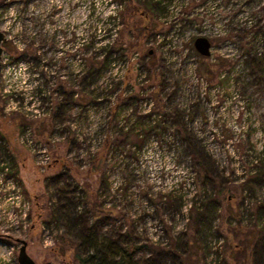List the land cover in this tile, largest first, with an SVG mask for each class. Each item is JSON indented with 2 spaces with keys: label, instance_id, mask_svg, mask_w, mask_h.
I'll list each match as a JSON object with an SVG mask.
<instances>
[{
  "label": "rangeland",
  "instance_id": "374dc122",
  "mask_svg": "<svg viewBox=\"0 0 264 264\" xmlns=\"http://www.w3.org/2000/svg\"><path fill=\"white\" fill-rule=\"evenodd\" d=\"M157 1L0 0L9 37L0 159L9 155L18 170L10 174L11 219L0 220V264H19L20 240L36 264H79L77 232L50 220L59 202L48 180L61 172L88 195L102 232L135 234L138 258L183 243L189 264H253L264 236V0ZM108 35L121 48L101 70ZM199 35L211 39L210 55L196 49ZM94 58L100 70L84 83L88 102L75 98L59 115L56 105L40 107L36 73L54 101H65L73 85L82 91ZM114 82L121 97L107 89ZM27 128L34 139H56L49 164L22 140ZM17 195L27 217L14 224Z\"/></svg>",
  "mask_w": 264,
  "mask_h": 264
},
{
  "label": "trees",
  "instance_id": "16d2710c",
  "mask_svg": "<svg viewBox=\"0 0 264 264\" xmlns=\"http://www.w3.org/2000/svg\"><path fill=\"white\" fill-rule=\"evenodd\" d=\"M161 1L162 0H159L157 1V3ZM115 18L116 15H114L113 19L115 20ZM110 29H112V26L110 27ZM105 39L106 40L99 45L100 55L103 57L102 59H100L101 62H103L101 70L104 67H106V65H109L115 61V57L113 55L116 53V49L121 48L120 46H118L117 41L111 40L109 35L108 37H105ZM93 42H95L94 39ZM24 50L25 51H23V53L20 54H23L26 57V54H28L29 52L28 51L29 48ZM19 57L20 56L14 57V61L20 60ZM96 61H98V59L95 58L92 59V62L90 60L88 61V65L90 66V71L88 73L89 76L85 74L84 80H82V84H83L82 91H75L74 89L75 87L73 85L71 92L68 88L69 91L68 94H66L67 96L65 101H62L61 99H57V101H54L53 93L50 94L52 103L51 105H48V107L51 106V108L53 109L55 108L56 105L57 112L55 115H59V113H61V111H63L64 108L69 110L71 105L73 107L74 106L73 104L76 100L75 98L80 99V101L81 100L86 101L88 99L86 95L87 92L85 91L84 88L86 84L84 86V83L90 77L91 79H89L88 85L95 81L96 77L94 73H97V71L100 70L93 65V63H95ZM117 88H118V84L114 82L111 83L109 88L107 89L109 90V93L111 95L116 94V98H118L121 97V94ZM39 89L43 90L45 89V87H40ZM88 93L90 94V91H88ZM94 99L96 101V98H94L93 96V99L91 100ZM79 105L81 106V108H84L83 107L84 104H79ZM85 105L87 106V104ZM133 130L134 129L131 128L130 130H128L127 133ZM108 136L109 135L106 136L104 142L105 146L107 147L110 146L109 141L111 140L110 136L109 137ZM190 150H191L190 154L192 155V157L198 160L199 162L196 148L191 146ZM98 151L99 150H97L94 154L96 155ZM95 161L97 160L95 159ZM11 172L13 176H16L15 173H17L18 170L17 169L15 170L11 167ZM68 178H70V175L67 172H61L56 176H52L48 180L49 181L48 186L55 187L53 188L54 189L53 195L54 198H56V200H58L59 202L58 205H56L57 202L54 204L55 207H54V211L50 215V220L57 222L58 220L61 221L62 218L64 222H66V224L68 222V225L71 228V230L77 232V238H78L77 245L81 251V253L76 254V258L78 259L79 264H167L168 260H171L170 264H176V260H177L176 257H178L180 264H189L187 259H183L181 257L180 251L185 250V246H186V244L183 243H173L169 247L152 246L151 248H145L149 253L148 256L138 258L136 255L138 247L136 245L137 241L134 239L135 234L130 230H127L130 231L126 233L127 235L120 234L116 232V230L114 232L112 231L110 234L108 233L106 234V232H102L101 231L102 224L99 221V214L97 212L93 213L86 205V202L88 203V198H87L88 195L85 193V191H83V189L81 188V186H79V184L73 181H69ZM61 183L62 186L60 185ZM194 199H195V195L193 196L192 200ZM168 200L172 202L171 198H168ZM94 204L97 209L96 211H99L100 206H102L101 205L102 202L100 204V202H98V200L95 199ZM217 208L218 206L214 208V212L218 210ZM62 237L63 236H61V238ZM263 244H264V236L259 238L257 244L252 250L253 264H264Z\"/></svg>",
  "mask_w": 264,
  "mask_h": 264
},
{
  "label": "built area",
  "instance_id": "2783aa9c",
  "mask_svg": "<svg viewBox=\"0 0 264 264\" xmlns=\"http://www.w3.org/2000/svg\"><path fill=\"white\" fill-rule=\"evenodd\" d=\"M170 1L172 2V0H169V2ZM36 74H37V79H36L37 83L33 90L35 92L34 95H36V97L40 99V103H39L40 107L42 108L48 107V105L52 103V102L50 103V101L48 100L50 98V94L52 93V91L51 90L47 91L46 87L43 90L39 89L40 87H44V86H43V83H41L40 81H37L41 79L40 77L41 74H39V72ZM148 111L150 112L152 111L151 106L149 107ZM21 138L24 141V143H26L27 146H29V148L33 152L39 164L45 166L46 164H49L50 161H52V153L50 152L48 142L53 140L51 142L52 144H54L56 141L55 138H50L49 141H45L43 139L42 140L34 139L31 128L25 129L24 132H22ZM95 139L96 138L93 139V142ZM0 142L2 141L0 140ZM101 142L102 140L99 138L97 141H95V144L92 143L93 144L92 150L97 151ZM11 167H12V163H11V159L9 155H5L4 157L0 159V193H1L0 195V220L1 222H4V223H9L11 219L10 217L11 215V196H10L11 191L10 189L11 187L16 188L15 186L16 183L13 181L14 178L13 176L10 175ZM17 190H19V188ZM16 199H17L16 207H17L18 219L16 221L14 220L13 223L19 224V223L25 222L26 217H27V209H26L25 201L21 204L22 200H21L20 195H17ZM5 202H9V204H6Z\"/></svg>",
  "mask_w": 264,
  "mask_h": 264
},
{
  "label": "water",
  "instance_id": "95a60500",
  "mask_svg": "<svg viewBox=\"0 0 264 264\" xmlns=\"http://www.w3.org/2000/svg\"><path fill=\"white\" fill-rule=\"evenodd\" d=\"M8 39L7 33L0 29V87H1V69H2V54L4 51V42ZM196 49L202 55H210L212 48V41L206 35H199L194 40ZM152 52V49L151 51ZM21 247L18 255L19 264H36L35 260L27 253L28 242L26 240H20Z\"/></svg>",
  "mask_w": 264,
  "mask_h": 264
},
{
  "label": "flooded vegetation",
  "instance_id": "af4514ba",
  "mask_svg": "<svg viewBox=\"0 0 264 264\" xmlns=\"http://www.w3.org/2000/svg\"><path fill=\"white\" fill-rule=\"evenodd\" d=\"M68 55L70 56L71 59H73V52H72V51H70V52L68 53Z\"/></svg>",
  "mask_w": 264,
  "mask_h": 264
}]
</instances>
